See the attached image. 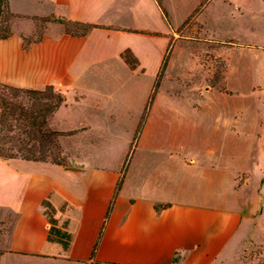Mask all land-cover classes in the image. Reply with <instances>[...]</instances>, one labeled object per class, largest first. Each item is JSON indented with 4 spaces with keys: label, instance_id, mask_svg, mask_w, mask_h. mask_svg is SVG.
<instances>
[{
    "label": "crops",
    "instance_id": "1",
    "mask_svg": "<svg viewBox=\"0 0 264 264\" xmlns=\"http://www.w3.org/2000/svg\"><path fill=\"white\" fill-rule=\"evenodd\" d=\"M9 1L12 12L26 14ZM171 1L162 0L164 14L157 0H31L38 12L29 15L65 18L96 28L86 36H73L55 25L52 33L29 49L24 47V36L13 29L12 36L0 39V83L25 90L55 86L73 93L67 96L68 106L70 99L79 106L91 105V101L99 104L106 93L87 83L91 72L113 71L107 64L111 58H117L131 73L137 72L138 68L131 70L123 61L125 51L146 66L152 51L132 38L170 39V33L178 29L173 26ZM179 2L183 8L180 25L193 17L206 25L210 15L224 13L227 7L247 20L261 17L264 22V0ZM158 14L168 31L140 26ZM232 14L238 17L234 11ZM169 46L170 40L160 66ZM250 47L259 51L264 62V39ZM256 88L262 93L260 107L262 103L264 108V85ZM77 94L83 95L80 101ZM261 111L263 118L254 125L259 141L244 158L234 160L226 155L228 145L207 148L204 152L209 154L202 158L175 157L163 163L161 173L154 170L153 181L138 175L129 193L126 174L116 195L122 172L85 160L81 165L60 166L0 159L5 171L0 176V209L15 216L0 264H263L258 255L251 260L246 257L248 248L264 244V179L260 180L264 175H257L264 172ZM217 117L218 125L237 136L248 133L236 118ZM220 131L219 126L216 133L223 142L225 134ZM255 189L261 195L258 198L253 195ZM46 202L54 210L52 218ZM52 228L67 233L69 239L50 240Z\"/></svg>",
    "mask_w": 264,
    "mask_h": 264
},
{
    "label": "rangeland",
    "instance_id": "2",
    "mask_svg": "<svg viewBox=\"0 0 264 264\" xmlns=\"http://www.w3.org/2000/svg\"><path fill=\"white\" fill-rule=\"evenodd\" d=\"M170 5L174 9L173 23L176 25L173 26L178 28L170 33V39L168 36L132 38L140 39L152 51L146 66L138 61V71L131 73L117 58H111L107 64L113 71H105L100 65L102 70L91 72L87 83L98 85L106 93L99 104L91 101V105L79 106L70 99L69 107L67 96L72 97L73 93L67 94L55 86L38 89L36 94L19 95L18 99L27 100L30 108L36 106L37 111L44 114V106L48 111L56 108L59 97L64 100L56 108L50 124L53 131L61 134L57 138L60 150H54L53 154L55 160L65 166L81 165L85 160L125 173L129 193L138 175L146 182L153 181L154 170L161 173L163 163L175 157L202 158L209 154L204 152L207 148L228 145L225 154L232 155L234 160L242 159L259 141L254 136L258 132L254 125L263 118L259 111L264 112V108L262 103L260 107L262 93L256 87L264 85V62L259 58V51L250 46L264 39L261 17L247 20L227 7L224 13L210 15L206 25L198 17L180 25L182 5L179 0L171 1ZM13 8L27 14L11 10L15 17L10 20L12 29L18 30L26 42L43 39L52 33L53 26L59 25L50 22V16L29 15L38 12L31 0H13ZM233 11L238 17L231 16ZM159 17L158 14L140 26L168 31L164 19ZM169 40L173 50L164 68V60L161 66L159 60ZM81 97L82 94H77L76 100L80 101ZM155 98L157 102L154 103ZM64 107L67 108L58 115ZM217 114L241 121L248 133L237 136L223 128V124L218 125ZM1 117L0 112V121ZM219 126L222 135L225 134L223 142L216 133ZM31 162L51 163V160ZM4 172L0 166V176ZM259 174L264 175V172L259 171ZM253 195L261 196L256 189ZM14 220L11 211L0 209V257ZM257 255L264 264V244L246 250L247 260Z\"/></svg>",
    "mask_w": 264,
    "mask_h": 264
},
{
    "label": "trees",
    "instance_id": "3",
    "mask_svg": "<svg viewBox=\"0 0 264 264\" xmlns=\"http://www.w3.org/2000/svg\"><path fill=\"white\" fill-rule=\"evenodd\" d=\"M157 1L160 8L164 11V14H166L161 4L162 0ZM13 17L15 16L11 13L10 1L0 0V39H7L14 34L10 24V20ZM49 21L64 26L66 33L73 36H86L96 28V26L90 24L69 22L65 18L54 16H51ZM40 41H42V39L35 42H26L24 39V47L25 49H29L32 44ZM172 45L173 44H170L167 55L165 56L164 65L162 66L164 68L173 50ZM121 57L131 70H136L139 67V62L132 52L125 51ZM53 87L54 86H46L45 88L52 89ZM38 91L39 90L19 89L0 83V112L2 116V121H0V159H23L27 161H47L50 159L51 163L65 166L62 162L55 160L53 155L54 150H60L58 148L57 138L61 136V134L50 128L51 120L57 111L56 108H59L64 103V100L59 97L56 100V108H50L48 111L44 106L42 109L46 111V114H44L43 111H37L36 106L30 108V104L27 100L18 99L20 94H36ZM124 178L125 173H122L121 179L117 185L116 195L122 188ZM44 206H46L48 214L52 218L54 213L53 208L47 202ZM112 207L113 204L109 209L107 218ZM160 209L161 208H158V211ZM54 237H57V240L60 242H63L64 239H69L67 233L52 228L50 240H53ZM99 243L100 240L95 247L94 254L96 253ZM63 245L67 246L66 243H63ZM177 261L178 259L176 258L175 262Z\"/></svg>",
    "mask_w": 264,
    "mask_h": 264
}]
</instances>
